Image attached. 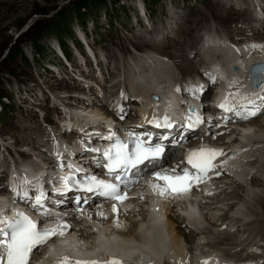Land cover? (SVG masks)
<instances>
[{"label": "rangeland", "instance_id": "374dc122", "mask_svg": "<svg viewBox=\"0 0 264 264\" xmlns=\"http://www.w3.org/2000/svg\"><path fill=\"white\" fill-rule=\"evenodd\" d=\"M83 1L0 0V142L4 147L7 146L12 149L10 151L12 153H9L12 156L16 153L19 155L20 152L25 151L29 152L27 154L29 158L25 157V159H37L38 162L46 160L47 154H45L44 149L47 148L46 145L48 142L51 141L46 140L45 136H43L44 138L41 137V135L45 134L46 129L51 130L53 133L55 129L54 124H60V119L63 118L62 114L66 113L65 111L70 114L75 112L77 115H80V109L85 108L87 111L90 110V108L86 107L87 104L91 103L97 104L98 107L100 106L99 99L93 97V93H95L94 96L98 94V88L93 86V83L100 87L104 84L105 80L115 82V85L108 86V88L116 89L119 88V84L123 80H129L135 73H143L147 68L149 70L151 65L146 58L143 57L139 61L131 49H135L137 52H139L138 49L150 53L151 51H155L158 53H155L156 55L169 56L167 59L168 63H175L171 56L176 55L178 57L183 51L188 52V54L190 53L187 49L188 44H184L189 42V38L183 35H190L193 30V25L195 30L192 32V40L189 42L191 46L196 40L197 29L206 28L211 20L213 25L219 26L224 32H226L224 26L227 23H240L239 28H242V21H239L240 19H248L247 25H251L250 22L253 21H249L251 17L249 12L248 15L250 16L244 14L241 16V14L235 12V8L237 7L232 3L236 0H94L88 4H82L85 5L82 7L79 4L81 2L83 3ZM238 2L245 3L244 0H237L236 3ZM252 2L255 8L258 9L256 1L253 0ZM216 3H218L217 6L219 7L217 8L220 11L226 12L227 10H232L233 12L226 13H230L229 15L224 13L220 17L219 15L216 16L213 12V4ZM77 6L80 8L78 9ZM246 8L248 7L241 9L245 10ZM263 9L264 5L261 6V11ZM206 20L207 22H204ZM30 24H32L31 27L25 31ZM48 26L50 28L47 31L46 28ZM229 26L227 25L226 29ZM262 30L263 32L257 30L254 33L257 35H261L262 33L264 35V28ZM14 41L20 42L21 55L18 54L15 57L13 55L6 56L7 50L3 47L5 45L10 46ZM116 45H119L120 48ZM84 47H86V50ZM128 49L131 52L125 54ZM166 49L167 52L165 53ZM112 50L122 59L113 61L110 70H104L103 66H105V61L104 63L102 62L101 68L99 69L104 72L109 71L111 75L105 73V79L95 77L93 74L94 71H89L90 68H95L94 60L96 58L105 60L106 55L111 56V53L108 54L106 52H112ZM117 55L113 58H117ZM188 57L186 63L193 69L196 67L193 65L200 59L195 54L194 56L189 54ZM199 63L201 64L200 61ZM178 68L176 64H173L171 73H169L171 78H173V80L171 79L172 81H175V78L182 79L187 76L184 75L181 78V73ZM97 79L103 81L100 82ZM81 83L87 84H84L86 87L84 88V85H81ZM160 88L161 86H158L156 89ZM75 89L83 90L84 93L82 92V95H70L69 90ZM146 94L148 93L146 92ZM130 101L134 104L136 103L134 99ZM133 107L136 108V105H133ZM85 115L94 116V114L89 113ZM257 117L264 120V114ZM26 118L30 122L29 124H23ZM254 118L257 119L256 117ZM254 118L246 122L249 124V122L254 121ZM36 128L40 134L37 133ZM260 128L264 132V126ZM59 134L62 135V133ZM68 134L71 133L68 132ZM21 135L28 138V140L19 143L18 138ZM33 135L35 137L40 135L41 138H35ZM54 135L60 137L58 132ZM51 138L53 140L52 134ZM68 138L70 136L68 137L67 135L65 139L69 140ZM32 141L37 142L40 146H37ZM263 148L261 149L262 152H264ZM6 151L5 148L0 153V163H3L2 166L6 163L5 169L9 165ZM15 158V156L14 158L10 157V160L19 161ZM261 158L263 159L260 160L263 161L264 156ZM20 159L24 160L21 157ZM32 165L36 166L34 164ZM253 167L258 170V184H254L251 179H248L243 182L247 185L243 187L244 190L242 191L240 190L239 183L232 182L230 185H226L225 192L220 191V195L212 200L214 202H217L216 198L223 200L220 206H218L220 209H217V213L219 214H222L227 205V209L223 212H230L231 214L230 218L226 219L227 226L231 227L237 224L239 230L237 232L226 233L232 239L237 237L238 242H243V245L246 244L244 252L248 250V245H258L260 238L264 237L262 236L264 227H260L261 229L258 228L256 226L257 221H253V219L258 220L260 217H264V203L256 202L252 197L253 192H251L253 189L264 192V170L259 166V163H256ZM232 188L233 190H237V195L230 196ZM230 201L234 202V207L230 208L231 210L227 204ZM176 207L181 211L180 207H183V205H177ZM192 207V210L195 209L198 213L200 212L202 218L201 225L203 226L201 229L198 228L199 231L194 232L195 238L201 233L206 235L208 239L207 244L203 246L194 245L197 248H193V252L208 250L205 249L208 246L211 249H220L221 247V251L225 253L227 250L229 251L230 248L225 245L220 246L219 244L212 245L209 243V241L212 242L216 239V235H226L222 230L221 232H216L215 230V228H218L219 221L218 218L214 219L212 215V208L214 207H209V205L207 206L208 208L205 207L203 209L200 206L199 208ZM136 215L137 220H140L143 216L142 213ZM234 216H239L240 221L231 220ZM118 218H113L116 224L119 222ZM220 218H222L221 215ZM126 221L128 219L123 220V222L129 224ZM103 222L105 225H109L108 222ZM161 222L164 225V219ZM246 222L248 224L247 227H245ZM243 224L244 226H242ZM90 225L89 234L93 236L91 235L88 238L89 241L94 240L95 243L97 240L106 239L105 236L100 235L98 225H94L93 223ZM113 227H115V230L117 229L116 231L112 230L113 238H117L119 235H116V233L118 234V231H121V226L113 225ZM109 231V228H107L106 232L109 233ZM206 236H203V238L205 239ZM186 239L188 244L185 246L184 252H186L189 242L193 238L186 237ZM262 264H264V259Z\"/></svg>", "mask_w": 264, "mask_h": 264}, {"label": "snow or ice", "instance_id": "6c2138e0", "mask_svg": "<svg viewBox=\"0 0 264 264\" xmlns=\"http://www.w3.org/2000/svg\"><path fill=\"white\" fill-rule=\"evenodd\" d=\"M251 48L264 47L261 45H251ZM249 71L252 74L253 82L257 87H264V62L254 64ZM209 78L215 82V77L206 73ZM180 91L179 88L176 89ZM203 86L194 87L189 91L196 95L203 92ZM218 107L226 114L224 119L235 117L238 120H250L251 118L264 112V94L256 95L255 99H249L247 96L240 97L239 94L229 93ZM118 112H123L122 107H118ZM195 113V110H192ZM120 119H124L121 115ZM147 120V117H145ZM156 128L171 129L174 125L165 115L162 120L153 117L147 121ZM201 123L202 118L199 114L189 115L183 128L194 130ZM128 139H121L115 132L109 130L107 136L102 139L109 141V146L103 150L99 148H86V151L97 153L95 159L97 167L105 170V175L112 179H103L95 174H88L81 179H77L75 174L82 169L72 164H66L64 154L56 152L57 167L61 170L68 168L71 171L65 175H57L49 178L37 177L35 182L24 177L19 183H14L7 191L13 194V201L21 200L30 205L35 213L45 219L37 221L22 211H14L11 218L0 212V264H30L37 252L56 238H62L66 235L70 225L63 220L62 216L54 215L48 207L49 196L45 192L41 180L47 183L49 180L53 183V191L58 195L71 191L73 188L82 192L92 193L103 197L106 200L116 201L112 204L113 213H118V205H122L129 199L127 189L138 183V179H133L137 171H142L141 166L147 168L148 164L153 163L162 156L165 149L160 143H152V134H137L135 132L127 133ZM144 137H147L145 139ZM162 140H168V136H162ZM131 145V146H130ZM227 158V153L222 149L199 148L188 153L186 163L190 167H184L179 173L176 169L155 170L151 172L152 179L147 183L153 194L164 200H170L176 197L188 195L192 188L198 184L205 183L210 179L209 174L215 173L216 161L221 158ZM222 162V161H221ZM131 174V175H130ZM210 194V193H209ZM142 198V197H141ZM80 204L79 198L76 200ZM84 203H88L85 198ZM83 212V209H79ZM103 215V213H98ZM90 218V217H89ZM48 220L53 221L50 227H43ZM117 226L119 223L117 222ZM55 264H101L98 260H79L73 259L67 255L58 258ZM105 264H122V261L113 257ZM202 264H209L203 261Z\"/></svg>", "mask_w": 264, "mask_h": 264}, {"label": "bare ground", "instance_id": "6f19581e", "mask_svg": "<svg viewBox=\"0 0 264 264\" xmlns=\"http://www.w3.org/2000/svg\"><path fill=\"white\" fill-rule=\"evenodd\" d=\"M252 1L253 0H244V2H247L250 5L251 11L250 10H246V9H249V8H246L245 10H242L241 8H235V12H238L239 14H241V16H243V14L244 15H248L249 13L252 16V14H254L258 9L261 8V5H260L261 1L264 2V0H255L256 3H257L258 9L255 8V6H254ZM217 4L218 3L213 4V12L215 13L216 16L219 15V17H220V15H224V13L226 14V13L232 11V10H227L226 12L225 11H220L217 8V7H219V6H217ZM229 14H226V15H229ZM250 15H248V16H250ZM247 20L248 19L245 20V18H242V19L239 20V21H242V24H241L242 28H246L247 26L248 27L250 26V25H247V23H248ZM239 25H240V23H236L235 26H237L239 28ZM263 25H264V23H263ZM227 30L230 32V38H234V37L236 38V36H237V32L236 31L238 30L237 28H232L231 26H229L227 28ZM240 33L242 34L241 31H240ZM225 34L228 36L227 32H225ZM201 40H202V37L198 40V42H200ZM219 41L220 40H217V43H219ZM225 48H227V47H225ZM84 49L86 50V47H84ZM151 53L158 54L155 51H151ZM230 53H231V51L229 50V51L223 52L222 55L227 58L228 54H230ZM92 54L95 56L94 53H92ZM188 56H189V54L186 51H183V53L181 55H178V57H176V55L175 56H171L174 59L175 64L179 67L178 69H179V72L181 73L182 77L184 75H187L188 73H190L193 70L186 63L188 58H189ZM240 57H242V55H240ZM249 57H251V56H249ZM184 58H185V60H184ZM212 59L215 60V61H219L220 60V58H218L216 56H213ZM250 59H247V61L250 60ZM262 59H264V55L261 56V60ZM104 61L105 60H102L100 58H96L94 60V62H95L94 65H95L96 70H95V68H93V69L92 68H90V69L88 68L89 71H94L93 74H94L95 77L104 78L105 77L104 74L105 73H109V71L108 72H106V71L104 72V71H101L99 69V68H101L100 66L102 65V62L104 63ZM199 61L201 62V64L199 63V65L201 66L203 64L202 63L203 62V58H200ZM222 61L224 62L225 60H222ZM183 62H185V63H183ZM242 64H243V66L246 69V65L244 63H242ZM96 65H97V67H96ZM91 67H92V65H91ZM202 67H203V65H202ZM216 69L220 73H223V71L220 68H216ZM245 69H243V70L245 71ZM96 71H97V73H95ZM244 71H243V73H244ZM133 72H134V70H133ZM233 72L237 73V71H233ZM109 75H111V74L109 73ZM120 75H121V73H120ZM170 77H171L170 74H168V75L165 74L164 78L167 79V80L164 82V84L166 82H170V83L172 82L170 80ZM175 79H177V78H175ZM99 81L102 82L103 80H99ZM171 84H173V83H171ZM156 85H158V84H155L154 86H156ZM158 86L162 87V84L158 85ZM88 87H89V85H88ZM165 87H166V85H164V88ZM89 88H91V86ZM82 92H83V90H80V89L69 90V93L72 96L80 95V94L82 95L84 93V92L83 93ZM93 94L95 95V93H93ZM125 94H127V92ZM94 95H93V97H96ZM130 96L136 102L135 104L133 102L131 104L138 105L139 108H140V105H141V107L143 106L145 108H150V109L152 108V103L150 101L149 96H148V99H147V94L146 93H144V92L142 93L141 96L142 97L144 96L142 98V100H141V96L138 97V98H137V96L135 94L134 95H130ZM209 96H210V93L208 94L207 98H209ZM131 97H129V98H131ZM161 99H163V100L159 101L160 103L155 104V106L159 110L161 108H163V107H166L167 109L164 110V112L167 115H170L171 117H173V115H175V111L172 114V107L171 106L172 105L174 106V105L178 104V102L175 100L176 99L175 92L172 89H167L162 94V98ZM129 100H131V99H129ZM123 105H126V103H123ZM86 107L90 108L92 112H95L94 116L81 114V112H79L80 115L72 114V113H71L72 114L71 115L70 113H67V111H65L66 113L62 114L63 118L60 119V123H62V128H61L60 124L59 125H57V123H56V125L54 124V128L55 129L53 130V133L56 134L58 132V135H60V137H61V134H59V133H61V129H63L64 127H68L70 129L69 132L71 134H67L65 131L62 132V136L64 137V139L67 138V135H68V137L70 136V138H68L70 141L66 140V139H65L66 141H64L63 139H61L60 142L57 143L58 146L61 147L60 150H61L62 154H64V161L65 162H73L74 163V161H75L74 158H78L77 156L74 155V153L77 152L78 150H81V142H82V140H84V139L80 138V130L84 126L83 124H87V122H84L83 119L87 121V120H89L88 118H90V120H94L95 121L99 117V116L96 115L97 111L99 109L105 110L107 112V108L106 107H104V106L103 107H101V106L98 107L97 104H91L90 103V104H87ZM139 108L137 109V111L139 110ZM262 114H264V112L260 113L257 116H260ZM257 116H255L257 119H255L253 117L254 118L253 122H249V124L248 123L245 124L244 130H249L251 128L250 132H252V128H253V126H255L254 129L256 131L257 130L261 131L260 127L264 126V124H263L264 120L259 119L260 117L258 118ZM29 123L30 122H28L27 118H26V120H25V122L23 124H29ZM103 123H104V121L100 120L99 123L92 125V127H89L90 130H92V133L90 134V136L88 138L93 139V137H97L96 140H98V138L101 136V134H104L105 132H108L109 129H106L105 127L109 126V125H107L106 123L105 124H103ZM28 127H30V126H28ZM103 128H105V129H103ZM36 131H37L38 134H40L39 130L37 128H36ZM253 132H255V131H253ZM23 134H25V132H23ZM51 134H52L51 130L46 129L45 134L41 135V137L44 138L43 136H45L46 140H51L52 139L51 138ZM33 136L35 137V135H33ZM39 137H40V135L36 136L35 138H39ZM171 137H173V135H171ZM224 137H226V136L217 137V140L221 141V139H222V141H223L222 143H227L228 140L227 141L224 140ZM16 138H18V137H16ZM196 138H198V137H196ZM26 140H28V138L24 137L23 135H21V137L18 138L19 143L25 142ZM190 140H192V139H189V141ZM194 141H196V140H194ZM97 142H99V141H97ZM33 143H35V142H33ZM64 143H67V144H64ZM35 144H37V142ZM261 145L262 146H261V148L259 150H257L258 151L257 153L261 157H263L264 156V152H262L261 149L263 148L264 143L261 144ZM37 146H40V145L37 144ZM245 146H247V145H245ZM27 154H29V152L23 151V152L19 153V155H20V157L22 159H25V157L29 158V156H27ZM261 157H260V159H263ZM241 159H242V157L240 156L239 160H241ZM253 160L255 162L256 161L260 162L259 166H261L263 168V170H264V160L261 161L258 158L251 159L250 164L253 163ZM239 162L240 161H238V163ZM14 163L19 164L20 162L19 161H14ZM2 164L0 165V176L5 174V164L6 163L3 166H2ZM14 167L17 168L18 166L15 165ZM254 169H256V168H254ZM257 169H259V168H257ZM18 170H20V168ZM36 177H37V174L29 177L28 179H30L33 182H35ZM38 177H41V176L38 175ZM223 179H227V180L230 181L229 183H227L228 185H230L232 182L239 183V187L241 188L240 190H242V191L244 190L243 187H245L247 185L245 183L240 182V181L246 180L245 178H241V179H233V178H231V179H233V180H231L230 177H223ZM247 179H251V181L254 182V184H258L259 183V180H257V179H259L258 174H252V175L249 176V178L247 177ZM260 184H262V183H260ZM225 189H226V186L222 190L225 192ZM245 189H247V188H245ZM147 190H148L147 191L148 195L146 194L144 196V199H138V200L133 199L128 204H126V202H124L122 205H120V209H119L117 215L112 213V212L110 213V208L106 207V206H104L100 210H97L98 212H91V210L89 211V206H88L83 211L82 219L77 220L76 221L77 223H76L75 227H72L69 230V232L71 233V235H73V237L75 239L69 237L66 240L62 241L60 245L64 246L66 244V242L68 243V242H71L73 240L74 244H77L78 242H81L82 244L87 245L86 247L89 249V245H95V243H102V244L106 243V244H109V242L115 240L116 241V243H115L116 246H119V242H122V243H125L126 246H129L128 248H130L133 251V254L135 252V255L133 256V262H136L137 260H141V262H143V261L145 262V258L149 259V258H151L150 256H153L152 258L154 259V261L155 262L158 261L157 264H159V259L158 258H160V256H158V255H160V253H162V252H166V253L170 252V257H174V259L171 262V264H183L181 262V260L183 258L191 259L194 254H197V252H193V250H192L193 248H195V246H193L195 240H197V238H200V236H203V234L199 233L198 237L195 238V234H194V232H195L194 229L195 228L192 229V228L189 227V224L185 223V219L186 218H190V216H192V214L196 215L195 211H193L191 209V208H193L192 207L193 206V203H192L193 202V198L176 197V198H173V199H170V200H164V199L161 200V198H159L158 196L153 194L151 188H148ZM251 192H253V196L252 197L255 199L256 202L264 203V192L263 191H256V190L253 189ZM236 193H237V190L236 189L233 190V188H232L230 196L237 195ZM218 196H216V197H218ZM214 198L215 197H210L208 199L213 200ZM2 199H3V197H2ZM216 199H217V202L213 201L212 204L215 203L217 206H220L219 204H221L223 200L222 199L218 200V198H216ZM224 200H226V199H224ZM255 201H254V203H255ZM158 204H160L159 205L160 207L158 206ZM227 204L229 205L228 206L229 209L234 207V202H232V201L228 202ZM177 205H183V207H180L181 211H179L177 209V207H176ZM208 205H211V204H208L206 201L203 202L202 209L207 207ZM127 206H131V209L129 211H125L124 210ZM261 206H263V205H261ZM216 207H214L212 209H217ZM218 209H220V208H218ZM226 209H227V205H226V208L223 210V212ZM236 211H238V210H236ZM101 212L103 213V215H99L98 214V213H101ZM239 212H241V211H239ZM141 213L143 214V216L141 217L140 220H137L136 219L137 218L136 214H141ZM222 214H223V215H221L222 218H220V216L219 217L218 216H214V219L218 218V221H219V219H225V218H228V215H231L230 212L229 213L225 212V213H222ZM116 217H119L118 218V221H119L118 223L121 226V231H118V234L116 233V235H119L117 237L119 239L113 238L114 235H113V232H112V230H115V227H113V225H117L114 222V219H113V218H116ZM162 217H164V218H162ZM124 219H128V221H126V222H129L130 226H129L128 223L123 222ZM162 219H164V225L161 222ZM255 220L257 221L256 226L258 228H260L262 226L264 227V217L263 218L260 217L258 220L257 219H253L254 222H255ZM103 221L108 222L109 225H105ZM218 221H216V223H218ZM91 223H93L94 225H98V229H99L100 235L105 236V238H106L105 240H103V239L97 240L95 243H94V240L89 241L88 238L92 235V234L91 235L89 234V232H90L89 226H91L90 225ZM99 225H101V226H99ZM222 225L223 224H219L218 228H215L216 232L217 231L221 232L220 229L225 230V229L222 228ZM247 225L248 224L246 222L245 223V227H247ZM242 226H244V224ZM202 227H200L199 229H201ZM107 228H109V230H110L109 233L106 232ZM199 229H197V230L199 231ZM216 232H215V234H216ZM223 232L226 233L225 231H223ZM262 233L264 235V230H262ZM120 236H122L123 238L122 237L120 238ZM204 236H206V235H204ZM186 237H188V238L192 237L193 239H191V241H190L191 244L189 242V246L187 247L186 252H184L185 246H187V244H188ZM167 238H168V240H167ZM206 238H207V236H206ZM215 238L216 239H214L213 241L211 240L212 242L209 241V243L212 244V245H215V244H219L220 246L225 245L226 247H229L230 249H235L239 245H243V242H238L237 241V237H234L232 239V237H230V235L228 233H226V235H224V236L216 235ZM124 239H127V240H124ZM245 246H246V244L243 245V248H245ZM258 247H260V246L258 245ZM146 248L148 249V251L145 250ZM88 249H82V250H88ZM263 249H264V247H263ZM55 250H56V248L51 249L52 252H54ZM208 251L209 250H200L199 252L201 254H203V253L208 254ZM137 252H139L142 256L138 257L136 255ZM240 254L241 253L239 251H234L233 252V251H228L227 250V252L225 254L221 253V256L224 257L226 255H228V256L237 255V257H239ZM249 254L253 256L252 253H249ZM263 254H264V251H263ZM127 255L130 257V254L127 253ZM253 258L256 260L255 257H253ZM258 261L259 260H257V262Z\"/></svg>", "mask_w": 264, "mask_h": 264}, {"label": "trees", "instance_id": "16d2710c", "mask_svg": "<svg viewBox=\"0 0 264 264\" xmlns=\"http://www.w3.org/2000/svg\"><path fill=\"white\" fill-rule=\"evenodd\" d=\"M94 0H84L83 1V3L81 2V4H79V5H81L82 7H84L85 5H82V4H88V3H90V2H93ZM78 7V6H77ZM80 7H78V9H79ZM77 10V9H76ZM77 11H79V10H77ZM60 22V24L61 25H63V23L61 22V21H59ZM31 25L32 24H30L27 28H26V30L25 31H27L30 27H31ZM50 28V26H48L46 29H47V31H48V29ZM19 41H14L13 42V44H11L10 46H6L5 45V47H3V48H5V50H7L6 51V56H8V55H13V57H15V56H17L18 54L19 55H21V48H20V45H19ZM7 47V48H6ZM36 51V50H35Z\"/></svg>", "mask_w": 264, "mask_h": 264}]
</instances>
